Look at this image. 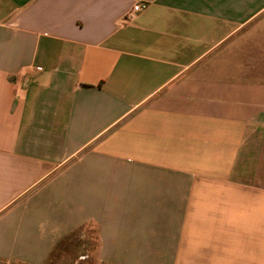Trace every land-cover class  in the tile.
<instances>
[{"label":"crops","instance_id":"0c3cea01","mask_svg":"<svg viewBox=\"0 0 264 264\" xmlns=\"http://www.w3.org/2000/svg\"><path fill=\"white\" fill-rule=\"evenodd\" d=\"M140 1L0 0V264H264V0Z\"/></svg>","mask_w":264,"mask_h":264},{"label":"rangeland","instance_id":"374dc122","mask_svg":"<svg viewBox=\"0 0 264 264\" xmlns=\"http://www.w3.org/2000/svg\"><path fill=\"white\" fill-rule=\"evenodd\" d=\"M95 229L76 231L58 243L44 264H109L97 256Z\"/></svg>","mask_w":264,"mask_h":264},{"label":"built area","instance_id":"2783aa9c","mask_svg":"<svg viewBox=\"0 0 264 264\" xmlns=\"http://www.w3.org/2000/svg\"><path fill=\"white\" fill-rule=\"evenodd\" d=\"M147 7L146 2L140 0H134L132 8L127 12L125 19H131L136 13L144 10Z\"/></svg>","mask_w":264,"mask_h":264}]
</instances>
